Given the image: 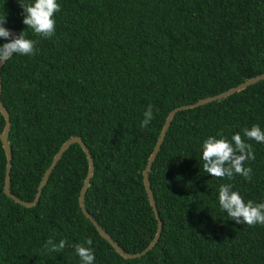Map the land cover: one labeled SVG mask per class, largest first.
<instances>
[{"label":"trees","instance_id":"16d2710c","mask_svg":"<svg viewBox=\"0 0 264 264\" xmlns=\"http://www.w3.org/2000/svg\"><path fill=\"white\" fill-rule=\"evenodd\" d=\"M33 2L0 0L4 26L38 41L35 55H14L0 70L11 124L10 190L32 201L61 145L79 137L94 162L85 208L122 249L140 252L159 225L143 173L166 119L264 73V0H57L55 34L47 39L22 23L20 3ZM149 104L154 119L142 128ZM254 124L264 130V80L176 115L150 171L161 237L131 259L81 212L88 162L78 144L63 154L37 203L24 207L3 191L0 142V264H81L73 245L87 238L94 264H264V225L237 224L218 201L219 186L231 183L245 202L264 203V143L244 138L255 155L245 162L251 180L202 169L205 139L243 136ZM3 128L0 114V134ZM49 238L67 245L49 252Z\"/></svg>","mask_w":264,"mask_h":264},{"label":"clouds","instance_id":"9594fccd","mask_svg":"<svg viewBox=\"0 0 264 264\" xmlns=\"http://www.w3.org/2000/svg\"><path fill=\"white\" fill-rule=\"evenodd\" d=\"M23 9L22 23L31 29L37 36L45 39L55 34V14L61 10L57 0H34L33 3H20ZM7 23L6 15L0 18V38L6 43L0 45V62H7L14 55L32 56L36 54L38 41L29 39L25 32L13 35L4 25ZM144 119L140 122L142 128H147L153 116V106L149 104L143 113ZM240 132L228 137L217 134L209 136L202 144V169L207 174L216 178H227L232 180L234 175H241L246 180H251L253 169L245 167V162L254 161L255 155L250 143L245 141L254 140L257 143H264V130L258 124L251 128H244ZM219 137V138H218ZM231 183H222L218 189V201L220 208L226 212L228 217L237 224L255 226L264 225V203H254L252 200L245 202L238 191L233 190ZM93 241L87 238L81 244L73 245L75 254L78 255L81 264H94L96 259L92 247ZM67 245L66 239L55 243L52 238L45 242V249L49 252H60ZM87 245V246H86Z\"/></svg>","mask_w":264,"mask_h":264},{"label":"water","instance_id":"95a60500","mask_svg":"<svg viewBox=\"0 0 264 264\" xmlns=\"http://www.w3.org/2000/svg\"><path fill=\"white\" fill-rule=\"evenodd\" d=\"M8 29V28H7ZM14 36L17 35L15 31H13L12 29H8ZM6 63V62H5ZM3 62H0V70L3 67V65L5 64ZM264 80V73L261 75H258L256 77L250 78L248 80H246L245 82L230 88L220 94L211 96V97H207L205 99H202L200 101H198L195 104H191V105H187V106H182L179 108H176L174 110H172L170 112V114L168 115L166 122L163 126L162 132L157 140V143L155 145V148L149 158L148 164L146 169L144 170V184H145V188L147 190L151 205L156 213V216L158 218V230L157 233L154 237V239L151 241V243L142 251L137 252V253H128L126 252L124 249H122L117 242H115L113 240V238L100 226V224L89 214V212L87 211V209L85 208L84 205V198H85V194L87 191V188L90 185L91 179L93 177V173H94V162L93 159L91 158L89 151L87 149V147L84 145V143L82 142V140L79 137H71L68 140H66L61 147L59 148V150L56 152V154L54 155L50 165L48 166V168L46 169V171L43 174V177L39 183V186L37 188V192L35 195V198L32 201H25L20 199L19 197H17L15 194H13L10 190V171H11V161H12V155H11V148H10V144L8 141V136H9V131H10V118L9 115L7 113V111L5 110L2 102H1V77H0V114L2 115L3 119H4V128L2 133L0 134V142L2 144L3 150L5 152V156H6V169H5V179H4V188L3 191L5 193L6 196H8L9 198H11L12 200H14L16 203L24 206V207H32L34 206L37 201L40 198L41 195V191L42 188H44V186L46 185L48 178L50 176V174L52 173V171L54 170V168L56 167L57 163L59 162V160L61 159V157L63 156V154L69 149L70 146H72L73 144H78L81 149L83 150V152L85 153V156L87 158V162H88V170H87V174L85 176V179L83 181V185L80 189L79 192V197H78V202H79V206L81 209V212L84 214V216L89 219V221L93 224V226L96 228V230L98 231V233L114 248V250L121 255L123 258L125 259H131V258H137L140 257L144 254H146L148 251L152 250L156 244L158 243V241L160 240L161 237V233H162V229H163V222L159 216V212H158V208H157V204H156V199L154 196V192L153 189L151 188V184H150V171L152 169V166L154 164V162L156 161V158L165 142V139L167 137L168 131L171 128L172 122L175 119L176 115L181 112V111H185V110H191V109H196L202 106H205L207 104L216 102V101H220L222 99H225L227 97H230L236 93H239L245 89H247L248 87L260 82Z\"/></svg>","mask_w":264,"mask_h":264}]
</instances>
